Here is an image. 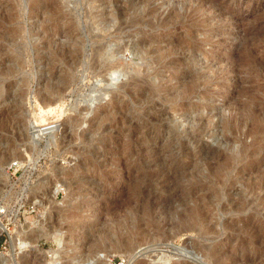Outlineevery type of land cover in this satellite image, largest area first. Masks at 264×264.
I'll return each mask as SVG.
<instances>
[{"label": "rangeland", "instance_id": "obj_1", "mask_svg": "<svg viewBox=\"0 0 264 264\" xmlns=\"http://www.w3.org/2000/svg\"><path fill=\"white\" fill-rule=\"evenodd\" d=\"M37 1L0 0V230L11 229L0 264H214L213 249L264 264V200L237 160L252 144L249 123H237L249 96L264 111V69L237 88L231 62L241 30L264 23V0ZM50 1L64 17L44 11ZM258 34L261 55L264 26ZM193 78L202 93L183 98ZM147 84L161 88L154 103ZM31 122L62 133L35 140ZM53 181L63 192L52 203ZM196 213L216 234L183 230ZM245 220L262 232L242 246ZM41 227L64 242L38 235L24 247Z\"/></svg>", "mask_w": 264, "mask_h": 264}, {"label": "bare ground", "instance_id": "obj_2", "mask_svg": "<svg viewBox=\"0 0 264 264\" xmlns=\"http://www.w3.org/2000/svg\"><path fill=\"white\" fill-rule=\"evenodd\" d=\"M50 2H51V5H52V6H50L51 8H46L45 7L46 9L44 11L46 13H48L50 17L57 18L58 15L62 13L61 6H60L59 3L55 2V1L54 2L50 1ZM198 2L203 3L204 0H198ZM40 5H41V0H38L37 2L34 3V8L39 9ZM47 7H49V6H47ZM173 14H174V11L170 12L169 17L172 16ZM61 16L64 17V15H62V14H61ZM263 26H264V23H262V24H259V23L254 24V23H252V25H250L249 28H246V29H242L241 28L242 29L241 33H240L241 38H240V43L238 44V46L239 47L241 46L242 49L241 48H239V49H241L242 51H241V53L239 51L238 53H240V55L235 56L234 58H232V61H231L233 63L232 72L238 78L237 88H239V86L242 83L250 84L251 80H252V77H255L257 74H259L258 73L259 70H260V72H261V70L263 72V69H264V53L261 54V55L255 54V48H253L255 40H256V38H258V35H259L258 33L261 31V27H263ZM148 41H149L148 38H143L142 41H141V44L147 45ZM59 55L63 56L64 54L60 53V54L57 55V57H59ZM62 56H60V57H62ZM50 70L54 71L55 68L52 67ZM263 75H264V72H263ZM261 78H263L262 75H261ZM200 80H202V78H200ZM203 80H205V79H203ZM200 84H202V83L199 81V79L193 78V79H191V81L189 83H187L185 85V87L182 86L184 88L183 89V93H182L183 98H187L190 95H201L200 93H202V92H200L198 90V87H199ZM252 84H254V83H252ZM141 89H142L141 92H143L145 90V92H144L145 93V98L146 99L148 98L147 100H150L149 101L150 103H154L155 102L154 100H156L155 98L159 97L158 92L160 91L161 88H160V86L147 84V88L146 89H144L143 87H141ZM241 90H243V89H241ZM245 93L248 95L250 92H249V90H246ZM127 94L131 95L132 94L131 90H128ZM139 94H138L139 98L140 99L141 98L144 99L142 94H140V95ZM255 97H257V96H255ZM255 97H254V99H255ZM249 98H250L249 102L247 104L245 103L246 106H247V108H246L247 110H245V113H247V111H248L247 116H244V117H246V119H243V117L241 116L242 118L238 119L237 123L238 122L239 123H243V122L249 123V131L247 133L252 138V144L249 145V146H246V144L245 145L242 144V149L238 153L239 154V156H238L239 158L237 160L240 161V162H245V163L250 165V169H249L248 173H249V175L252 178H251V184L249 185V190H250V192H253L254 194H257L258 197H260V194L262 193L261 197L264 200V168H263V166H264V149L261 150L260 152H257L258 150L255 149V145L256 144H264V111H262L261 113L257 114V109H255L254 107H252L250 105L251 104V97L249 96ZM54 102L55 101H51L50 103L54 104ZM178 106H182V104L179 103ZM55 109H56V106H54V107H50L49 106L44 111V113L46 112V114L47 113L51 114V113L55 112L54 111ZM117 110H119L118 107H117ZM61 112H62V114H61V116H62L63 115V111H61ZM193 120H194L195 124L198 125V124H201L203 118H202L201 115H197ZM195 124H194V126H195ZM30 130H31V137L33 139L39 140V139L43 138V139H45V141H48V143L50 145L51 144L53 145L54 143H56L55 141L59 137V134L62 133L61 124L58 123V122L52 123V124H47V125H41L40 123H37V122H34V123L31 122ZM262 164H263V166H262ZM261 166H262V168H261ZM192 175L197 176L196 172L191 174V177H192ZM187 176H189V175L187 174ZM193 179H194V177H193ZM60 187L61 186L56 181H53V183L51 184V188H52L53 192H50V194L48 195V199L50 201H52V203L54 202L55 193L60 189ZM70 195L71 194L68 195L67 202L70 200ZM204 196L205 195H201L199 197H196V198L194 197V198L197 201H199V200L202 201ZM203 200H205V199H203ZM40 202L36 201L34 203V205L38 204V205L42 206L40 204ZM67 202H66V204H67ZM198 205H199V203L197 204V206ZM69 206H70V204H69ZM201 206H203V205H201ZM43 208L45 210V208H47V205H45V207H43ZM201 215H202V213H201ZM199 216H200V214L196 213L195 214L196 218L191 220L190 222L184 224L183 225V230L194 232L195 234L203 235V236H206L208 234H216L215 229L213 227L214 224L213 225L211 224L212 220L200 219ZM46 218H47L46 215L45 216L41 215V216L38 217L39 220H44ZM250 221L251 220L243 221V225L239 229H235L236 231H238L237 233H242L244 235V237H245L244 240L242 241V244H241L242 246H243V244L246 241L245 239H248V240L249 239H254V237L256 235L258 236L262 232V225L261 224L258 223V225H254L253 222L251 223ZM180 227H182V226H180ZM0 228H1V226H0ZM139 229H141V228L139 227ZM53 231H55V230H53ZM53 231L51 229H48V228L47 229L46 228L42 229V227L39 228V229L34 230L32 233H33V235L36 234L35 236H37V237H35V236L33 237L32 236V237L26 238L23 241L24 247H30L31 248L32 245L36 244V242H37V240L39 238L38 235L45 236L46 238H50L51 240H53L57 244L59 242H61V241L64 242V238L65 237L62 236V233L59 236V235H57V232H53ZM68 238L70 239V237H68ZM129 239H131V238H129ZM66 240L68 241V239H66ZM119 240L116 239L115 242H112V241L111 242L114 245H116V247L117 246L119 247V246L122 245V242L120 243ZM127 244H130V243H127ZM126 246L129 247V245H126ZM123 248H124V246H123ZM90 252H92V251H90ZM131 252H133V249L129 250V252L127 253L128 256L131 255ZM33 253H35V252H33ZM96 253H97V251L94 254H96ZM206 256L209 259H211L214 264H237L238 262H240V263L242 262V264H246L245 260H247V258H246V259H243L244 261H242V257L239 258L237 256V254H231L228 257H224V256H221V255H218V251H216L214 249H213V251H209V253L206 254ZM72 258H73V256H72ZM72 258H70L69 261L67 260L68 262L66 264H74V263H72ZM11 261L13 263V259H11Z\"/></svg>", "mask_w": 264, "mask_h": 264}, {"label": "built area", "instance_id": "obj_3", "mask_svg": "<svg viewBox=\"0 0 264 264\" xmlns=\"http://www.w3.org/2000/svg\"><path fill=\"white\" fill-rule=\"evenodd\" d=\"M18 164H17V162H14V161H12L9 165H8V168L9 169H11V168H14V167H16ZM63 190V187L61 186L60 187V189L56 192V194L58 193V192H63L62 191ZM34 206V204H32V206H28L30 209H32L33 210V207ZM3 213H4V211H3V209H1L0 208V215H3ZM10 232H11V229H9V228H7L6 230H0V247H2V248H4V247H6V240L8 241L9 240V235H10ZM1 241L2 242H4L5 241V244L4 243H1ZM49 264H53V263H49ZM56 264V263H55ZM115 264H120L119 262H116Z\"/></svg>", "mask_w": 264, "mask_h": 264}]
</instances>
